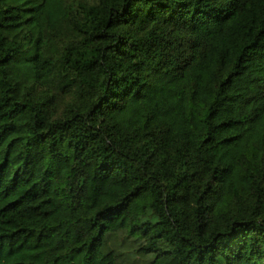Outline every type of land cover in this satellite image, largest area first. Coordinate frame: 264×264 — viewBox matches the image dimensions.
Segmentation results:
<instances>
[{"label":"trees","instance_id":"obj_1","mask_svg":"<svg viewBox=\"0 0 264 264\" xmlns=\"http://www.w3.org/2000/svg\"><path fill=\"white\" fill-rule=\"evenodd\" d=\"M0 264H264V0H0Z\"/></svg>","mask_w":264,"mask_h":264}]
</instances>
